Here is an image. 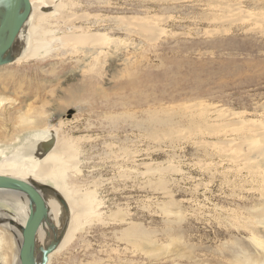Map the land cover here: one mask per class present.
Segmentation results:
<instances>
[{
  "label": "rangeland",
  "instance_id": "374dc122",
  "mask_svg": "<svg viewBox=\"0 0 264 264\" xmlns=\"http://www.w3.org/2000/svg\"><path fill=\"white\" fill-rule=\"evenodd\" d=\"M70 1L69 13L84 16L77 26L106 36L116 54L85 62L72 44L53 37L36 55L0 66V160L33 132L59 130L77 151L67 186L79 195L90 192L98 203L99 215L72 231L51 264L264 260L253 239L264 236L258 223L264 217L254 215L264 204L252 175L204 155L190 139L172 146L137 127L148 110L193 103L264 121V0H237L247 17L231 20L225 0ZM123 17L157 24L158 35L149 37ZM48 24L56 37L68 27L53 19ZM121 58L130 61L123 65ZM23 119L31 122L27 129ZM153 166L165 167V179L148 173ZM130 227L133 234L126 235ZM11 261L0 256V264Z\"/></svg>",
  "mask_w": 264,
  "mask_h": 264
},
{
  "label": "bare ground",
  "instance_id": "6f19581e",
  "mask_svg": "<svg viewBox=\"0 0 264 264\" xmlns=\"http://www.w3.org/2000/svg\"><path fill=\"white\" fill-rule=\"evenodd\" d=\"M69 1L30 0L31 13L9 50V63L20 62L25 58L36 55L41 48H47L51 45V41H54L52 40L53 37L58 39L60 43L72 44L75 50L77 49L83 54L85 62H91L102 55L116 54L115 47L113 48L110 43H107L106 39L103 40L106 36L102 38L100 33L91 32V27L88 24L83 23L77 26V19L84 18V16L81 15L77 18V14L69 13L67 7L72 2ZM236 1L225 0L226 6L223 7V12L226 20H231L234 17H247V14L245 15L240 9L241 7L238 6L237 3L239 2ZM254 1L259 2L261 0ZM3 3L4 1L0 0V15L4 11ZM103 18L99 20L100 24L104 23L103 21L107 22ZM123 18L135 23L138 31H147L149 37L158 35L159 28H157V24L146 23L145 18L142 21L139 20V23L133 21L132 17ZM50 19L68 25L62 35L56 37L54 34H50L51 30L48 24ZM94 23L95 26L100 25ZM121 61L124 65L130 60L129 58H121ZM84 65L86 64L84 63ZM0 98H2L0 101L5 99L1 96ZM241 115L226 114L220 109L212 111L207 106L193 103L174 110L168 108L148 110L145 118L137 124V127H144L147 137L155 141L169 140L172 146L177 141L190 139L194 141L192 144H195L197 149L203 152L204 155L224 159L237 172L246 169L254 178V182H258V188H256L259 190L264 204V121L246 119ZM20 123L25 129L31 125V122H27L26 119L21 120ZM58 132L59 130L56 129L35 131L32 134L34 138H29L24 144L22 143L23 145L20 148H16L11 158L4 157L3 160H0V175L26 180L37 185L39 189H41V186L44 187L41 192L45 198L47 216L36 236V264H42L45 258V264H51L52 257L61 250L65 241L70 238L72 231L80 228L85 218L99 215V210L97 211L98 203H95L96 199L93 198L90 192L86 191L79 195L69 188L65 182V174L75 163L77 151L71 145L74 139L71 138L70 141L61 138ZM36 138L40 141L35 142L34 139ZM2 153H4V149L0 148V155ZM157 167L150 168L148 173L161 174L160 179H165V175H163L166 172L165 167ZM46 179L53 185H45L49 184ZM64 184L67 189H62ZM255 189L253 188V190ZM1 204L6 205L10 211L2 210ZM30 209V200L24 192L0 188V220H4L2 227L0 225V256L3 261H6L7 257L10 256L11 264H19V249L22 243L21 228L26 224ZM255 212H258L257 217H264V207H261V205L255 209L254 215ZM11 219L15 221L14 224L9 222ZM258 223L260 224L259 227L264 229V221L258 219ZM131 230V227L128 228L126 235H132ZM263 237L254 236L253 238L262 246V249H264ZM9 238L14 241V245H8L10 243ZM45 252H47V255ZM247 259L252 264H264V260Z\"/></svg>",
  "mask_w": 264,
  "mask_h": 264
},
{
  "label": "water",
  "instance_id": "95a60500",
  "mask_svg": "<svg viewBox=\"0 0 264 264\" xmlns=\"http://www.w3.org/2000/svg\"><path fill=\"white\" fill-rule=\"evenodd\" d=\"M4 11L0 15V66L9 63V50L12 48L21 28L31 13L30 0H2ZM40 187V186H39ZM0 188L24 192L31 203V209L22 230V243L19 249V264H36V236L47 216V206L41 189L30 182L12 176L0 175ZM14 224V220H9ZM47 255V252H45ZM45 255V257H46ZM46 263V258L42 264Z\"/></svg>",
  "mask_w": 264,
  "mask_h": 264
}]
</instances>
